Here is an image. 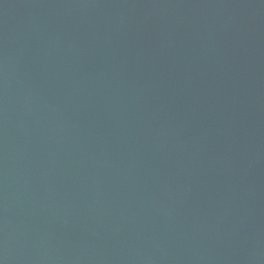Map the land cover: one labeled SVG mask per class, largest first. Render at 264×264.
Returning a JSON list of instances; mask_svg holds the SVG:
<instances>
[{"label":"water","instance_id":"95a60500","mask_svg":"<svg viewBox=\"0 0 264 264\" xmlns=\"http://www.w3.org/2000/svg\"><path fill=\"white\" fill-rule=\"evenodd\" d=\"M0 264H264V0H0Z\"/></svg>","mask_w":264,"mask_h":264}]
</instances>
